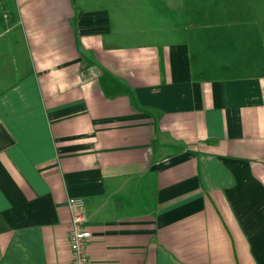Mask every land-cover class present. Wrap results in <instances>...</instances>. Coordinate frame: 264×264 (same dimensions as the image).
Instances as JSON below:
<instances>
[{
    "label": "crops",
    "instance_id": "crops-1",
    "mask_svg": "<svg viewBox=\"0 0 264 264\" xmlns=\"http://www.w3.org/2000/svg\"><path fill=\"white\" fill-rule=\"evenodd\" d=\"M75 196L90 264H264V0H0V264Z\"/></svg>",
    "mask_w": 264,
    "mask_h": 264
},
{
    "label": "built area",
    "instance_id": "built-area-1",
    "mask_svg": "<svg viewBox=\"0 0 264 264\" xmlns=\"http://www.w3.org/2000/svg\"><path fill=\"white\" fill-rule=\"evenodd\" d=\"M68 206L71 211V227L68 236L73 253L72 264H90L88 249L92 233L88 229L86 199L80 196L70 197Z\"/></svg>",
    "mask_w": 264,
    "mask_h": 264
},
{
    "label": "rangeland",
    "instance_id": "rangeland-1",
    "mask_svg": "<svg viewBox=\"0 0 264 264\" xmlns=\"http://www.w3.org/2000/svg\"><path fill=\"white\" fill-rule=\"evenodd\" d=\"M3 23V22H2Z\"/></svg>",
    "mask_w": 264,
    "mask_h": 264
}]
</instances>
